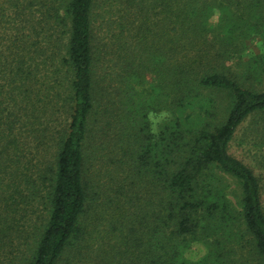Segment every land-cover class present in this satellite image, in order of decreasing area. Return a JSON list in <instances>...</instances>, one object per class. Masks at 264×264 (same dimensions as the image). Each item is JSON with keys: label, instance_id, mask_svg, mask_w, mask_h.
Masks as SVG:
<instances>
[{"label": "trees", "instance_id": "obj_1", "mask_svg": "<svg viewBox=\"0 0 264 264\" xmlns=\"http://www.w3.org/2000/svg\"><path fill=\"white\" fill-rule=\"evenodd\" d=\"M246 121L264 146V0H0V264H264Z\"/></svg>", "mask_w": 264, "mask_h": 264}, {"label": "rangeland", "instance_id": "obj_2", "mask_svg": "<svg viewBox=\"0 0 264 264\" xmlns=\"http://www.w3.org/2000/svg\"><path fill=\"white\" fill-rule=\"evenodd\" d=\"M219 18L218 13H215L213 19L217 22ZM246 51L244 53V57H249L253 54L259 53L262 51V41L257 35H253L246 42ZM151 89L148 88L147 85L140 91V94L145 96L147 92H150ZM192 115V113H191ZM171 117V113L168 109H163L160 111H152L149 113V120L151 122L152 131L155 134H158L162 125L168 121ZM249 121V120H248ZM248 121L244 122L238 129L235 134V137L230 143L229 151L234 156L240 158L245 163H247L250 167L253 168L256 175L260 178L262 185V195H263V203H264V146L258 145L254 146L252 143V134L253 132L250 130ZM248 126V127H247ZM93 164V163H92ZM91 164V165H92ZM94 165V164H93ZM228 183L230 184L229 193L230 198L236 202L239 195V188L236 186L235 182L231 179H228ZM206 252L205 247L201 243H194L190 249H188L185 253V256L189 260L197 261L199 260ZM248 255L245 253L234 254L233 260L230 261V264H254L253 261L247 260Z\"/></svg>", "mask_w": 264, "mask_h": 264}]
</instances>
